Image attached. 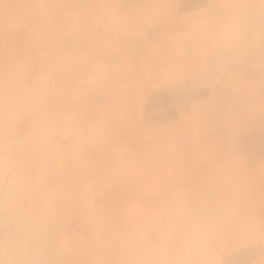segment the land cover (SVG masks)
I'll list each match as a JSON object with an SVG mask.
<instances>
[{"label": "rangeland", "instance_id": "1", "mask_svg": "<svg viewBox=\"0 0 264 264\" xmlns=\"http://www.w3.org/2000/svg\"><path fill=\"white\" fill-rule=\"evenodd\" d=\"M0 264H264V0H0Z\"/></svg>", "mask_w": 264, "mask_h": 264}]
</instances>
